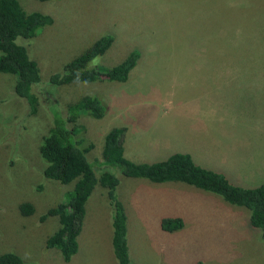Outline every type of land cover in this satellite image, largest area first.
Returning a JSON list of instances; mask_svg holds the SVG:
<instances>
[{"label":"rangeland","instance_id":"rangeland-1","mask_svg":"<svg viewBox=\"0 0 264 264\" xmlns=\"http://www.w3.org/2000/svg\"><path fill=\"white\" fill-rule=\"evenodd\" d=\"M17 2L26 12L48 15L52 24L32 39L15 40L38 67L40 81L31 87L33 114L13 93L15 76L0 73V254L14 253L21 264H67L57 250L44 246L58 218L39 217L64 199L72 183L42 177L38 145L53 116H66L68 103L95 96L105 106L103 116L79 113L75 120L83 128L80 136L92 144L85 158L96 176L107 171L118 179L128 241L137 240L148 262L264 264V240L249 227L244 208L185 184L126 178L116 169L95 165L104 135L120 127L125 129L122 155L132 163L188 154L202 167L226 172L233 178H226L230 184H261L264 0ZM107 34L112 44L90 66L107 70L136 49L139 58L124 83L45 84L49 75ZM252 164L260 169L258 176H243ZM22 203L32 206L30 216L18 213ZM109 206L104 189L96 185L84 203L78 254L71 264H90L111 220ZM167 216L179 217L182 228L162 231L158 222ZM98 252L104 256L100 248Z\"/></svg>","mask_w":264,"mask_h":264},{"label":"trees","instance_id":"trees-1","mask_svg":"<svg viewBox=\"0 0 264 264\" xmlns=\"http://www.w3.org/2000/svg\"><path fill=\"white\" fill-rule=\"evenodd\" d=\"M51 24L52 19L48 15L26 12L17 0H0V73L15 76L13 93L24 99L31 114L36 111V98L31 89L40 81L38 67L28 56L26 49L15 40L32 39L39 29ZM112 42L111 35L100 36L81 54L67 61L59 73L49 75L45 84L63 86L73 82L95 81L124 83L139 58L136 49L107 70L90 66L92 60L102 55ZM65 110L64 118L58 112L53 116L50 127L40 138L38 145V155L44 163L42 177L60 185L72 183L71 190L63 194L64 199L39 217L40 221L47 217L58 218V226L46 238L44 246L46 249L57 250L63 262L70 260L77 251L76 238L84 213V203L94 187L99 185L104 189L110 205V242L115 264H130L125 243L124 209L116 198L118 179L107 171L100 172L97 176L94 174L92 163L85 158L92 149V144L85 143V138L80 136L83 128L75 124L79 113L100 119L105 106L95 96H86L83 100L68 103ZM124 132V128H112L104 135L101 160L95 161V165L116 169L126 178L144 179L156 184L177 182L217 196L230 206L244 208L248 212L249 227L257 229L260 239L264 240V182L252 188L230 184L222 173L196 164L188 154L174 153L165 160L152 164L132 163L122 155L121 136ZM18 213L23 217L30 216L33 208L30 204L22 203L18 207ZM182 225L179 217H163L159 221V228L168 233L181 229ZM0 264H21V260L14 253H4L0 254Z\"/></svg>","mask_w":264,"mask_h":264},{"label":"crops","instance_id":"crops-1","mask_svg":"<svg viewBox=\"0 0 264 264\" xmlns=\"http://www.w3.org/2000/svg\"><path fill=\"white\" fill-rule=\"evenodd\" d=\"M190 157L192 158V156H190ZM261 164H262V169H261L262 170V175H259V177L261 176L260 177V178H262V182L261 183H263L264 182V162L261 161ZM250 167H251V169H248L243 174V176H248V175L249 176H254L255 174L258 176L257 173H258V171L260 169H257L253 164L250 165ZM208 169H210V168H208ZM219 172H221V171H219ZM221 173L226 178H229V179L233 180V178L231 176H229L226 172H221ZM244 179L246 181H250V180L246 179L245 177H244ZM116 193H117V191H116ZM116 198H117V194H116ZM120 203L124 207V203L122 201H120ZM167 217H169V216H167ZM125 219H126V217H125ZM156 223H157V221H156ZM158 225H159V222H158ZM105 228H106V230H105L106 232L104 233V237H102L101 242L98 245L99 247L95 246L94 252L90 254V256H91L90 257V264H115V259L113 257L112 248H111V242H110L111 241L110 219L108 220V227H105ZM125 228H126V222H125ZM125 243H126L128 261H129L130 264H151L150 262H148L147 257L142 255V251L138 248L139 245L137 243V240L136 241H132L131 243H129L128 238H127V233L125 234ZM99 248L104 253V256L101 257V258H100V254L98 252ZM77 254H78V251H76V253L70 258V260L68 262H64V263H67V264L73 263V261L76 258ZM101 260H103V262ZM157 262H158V260H157ZM156 263H153V264H156Z\"/></svg>","mask_w":264,"mask_h":264}]
</instances>
